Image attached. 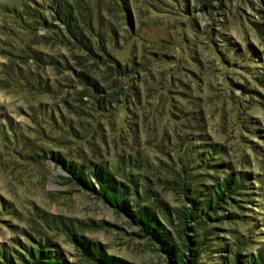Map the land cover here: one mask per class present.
I'll return each mask as SVG.
<instances>
[{"label":"rangeland","instance_id":"obj_1","mask_svg":"<svg viewBox=\"0 0 264 264\" xmlns=\"http://www.w3.org/2000/svg\"><path fill=\"white\" fill-rule=\"evenodd\" d=\"M89 1L101 17L94 24L104 32L101 57L59 29L32 28L37 12L63 28L49 0H0V130L7 138L0 136V244H10L37 206L112 223L84 234L135 264H164L125 218L78 190L52 155L102 161L121 174L125 158L137 157L153 168L146 173L160 196L179 206L175 188L158 178L179 168L187 140L202 139L222 145L220 159L249 173L253 188L242 208L249 217L222 224L223 237L231 242L236 233L227 229H253L254 244L243 252L264 245V0H126V12L115 0ZM80 72L108 100L102 107ZM32 149L48 157L26 158ZM54 239L79 262L64 235Z\"/></svg>","mask_w":264,"mask_h":264},{"label":"trees","instance_id":"obj_2","mask_svg":"<svg viewBox=\"0 0 264 264\" xmlns=\"http://www.w3.org/2000/svg\"><path fill=\"white\" fill-rule=\"evenodd\" d=\"M115 1L123 11H127L126 0ZM48 5L54 11V19L59 20L63 28L46 21L38 12L33 13L35 27L32 28L38 25L59 29L66 32L67 39L76 41L81 49L101 57L99 51H102L100 45L104 32L98 27L102 25L101 17L91 1L49 0ZM7 9L10 13H17L14 9ZM23 13L24 10L18 16H24ZM95 23L98 25L95 26ZM79 75L99 95L98 103L104 105L106 98L100 96V88L93 78L84 72ZM8 130L14 131V128L9 126ZM0 136L7 140L3 129ZM200 140L202 142L193 141L191 144L187 140L184 146L186 155L179 160V168L173 171L171 177L159 176L157 181L161 186L175 188L182 200L179 206L168 203L160 196V191L153 187L154 182L146 173L153 168L137 157L125 158L123 165L126 171L122 174L116 167L107 166L102 161L67 160L57 151L53 153L52 161L67 172L69 181L78 190L101 199L134 226L132 234L155 246L164 264H264V245L249 253L243 252L254 244L250 239L255 233L253 229L246 232L227 229L228 234L236 233L229 242L223 237L224 228L221 226L249 217L242 211V208H248L246 204H251L250 196L253 194L248 181L249 173L233 170L230 163L220 159L225 155L222 145ZM47 157L44 150L38 149H32L26 155L34 161ZM5 209L3 201L0 202V213ZM23 221L27 226L19 230L10 244H0L1 264H135L108 253L102 242L84 234L85 231L112 226L103 219L64 216L33 206ZM58 234L64 235L74 245L79 262L70 260L60 248L54 239Z\"/></svg>","mask_w":264,"mask_h":264}]
</instances>
